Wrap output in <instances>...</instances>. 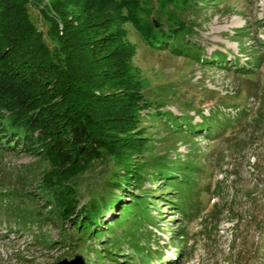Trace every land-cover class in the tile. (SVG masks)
I'll return each mask as SVG.
<instances>
[{
    "label": "rangeland",
    "instance_id": "374dc122",
    "mask_svg": "<svg viewBox=\"0 0 264 264\" xmlns=\"http://www.w3.org/2000/svg\"><path fill=\"white\" fill-rule=\"evenodd\" d=\"M149 1L152 16L161 13L162 0ZM177 4L166 7L190 24L184 39L197 48L198 59L154 48L131 24L126 27L136 45L132 70L143 93L161 103L158 112L170 114L154 118L155 106L142 112L150 152L140 159L160 156L167 165L187 166L182 169L187 184L176 189L156 175L144 181L143 192L133 188L121 195L114 189L125 205L131 201L127 195L144 198L124 211L136 215L116 225L113 216L120 215L114 207L99 216L112 231L104 225L96 238L80 239L39 195L47 163L0 145V264H55L76 255L83 264H264V0ZM30 13L46 33L48 24L38 10L31 7ZM211 58L218 60L205 62ZM255 58L259 64L249 73L233 69ZM213 115L222 125L200 129ZM173 116L186 122L180 126ZM111 163L94 162L74 179L80 204L113 189ZM28 193L35 200L26 199ZM126 228L131 233L125 234ZM107 237L115 243L111 255L100 243ZM136 241L142 253L131 248Z\"/></svg>",
    "mask_w": 264,
    "mask_h": 264
},
{
    "label": "trees",
    "instance_id": "16d2710c",
    "mask_svg": "<svg viewBox=\"0 0 264 264\" xmlns=\"http://www.w3.org/2000/svg\"><path fill=\"white\" fill-rule=\"evenodd\" d=\"M188 1L162 0L161 13L152 16L149 0H0V145L47 163L37 185L39 195L77 230L80 239L112 231L108 222L105 229L99 228L104 226L99 216L114 207L120 215L113 216L116 225L136 215L124 211L136 208L144 198L127 195L131 201L125 205L114 189L121 195L133 188L143 192L144 181L156 175L176 189L188 182L183 164L167 165L160 156L140 159L150 152L142 112L155 106L154 118L170 114L158 112L161 103L143 93L132 70L136 45L128 39L126 27L131 24L154 48L197 57V48L184 39L190 24L166 7H179L178 2L187 6ZM31 7L48 24L46 33L32 19ZM253 60L246 67L235 63L233 69L249 73L259 64ZM171 118L179 119L180 126L186 122L183 117ZM211 123L223 122L213 115L202 121L200 129L211 130ZM101 161L112 162L113 189L105 197L80 204L74 179ZM33 195L25 197L35 200ZM108 238L100 243L111 255L115 243ZM131 248L142 253L137 241Z\"/></svg>",
    "mask_w": 264,
    "mask_h": 264
},
{
    "label": "water",
    "instance_id": "95a60500",
    "mask_svg": "<svg viewBox=\"0 0 264 264\" xmlns=\"http://www.w3.org/2000/svg\"><path fill=\"white\" fill-rule=\"evenodd\" d=\"M263 17H264V13H263ZM77 262V263H76ZM83 264V260L82 257L79 255H76V257L70 261L63 259L55 264Z\"/></svg>",
    "mask_w": 264,
    "mask_h": 264
}]
</instances>
